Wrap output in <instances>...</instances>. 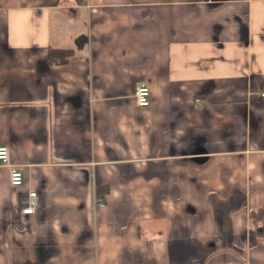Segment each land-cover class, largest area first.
Here are the masks:
<instances>
[{"label": "crops", "instance_id": "0c3cea01", "mask_svg": "<svg viewBox=\"0 0 264 264\" xmlns=\"http://www.w3.org/2000/svg\"><path fill=\"white\" fill-rule=\"evenodd\" d=\"M0 145V264H264V0H0Z\"/></svg>", "mask_w": 264, "mask_h": 264}, {"label": "built area", "instance_id": "2783aa9c", "mask_svg": "<svg viewBox=\"0 0 264 264\" xmlns=\"http://www.w3.org/2000/svg\"><path fill=\"white\" fill-rule=\"evenodd\" d=\"M133 98L136 105L146 107L150 104L151 96L146 82L137 80L134 83ZM199 103V99H195ZM9 149L5 145H0V165L8 169V182L11 186L17 187L22 183V172L19 167L9 161ZM38 203V195L34 190L28 191L23 199L20 212L22 214H31L35 210Z\"/></svg>", "mask_w": 264, "mask_h": 264}, {"label": "trees", "instance_id": "16d2710c", "mask_svg": "<svg viewBox=\"0 0 264 264\" xmlns=\"http://www.w3.org/2000/svg\"><path fill=\"white\" fill-rule=\"evenodd\" d=\"M49 56L51 60H65L68 56H71V52L69 50H49Z\"/></svg>", "mask_w": 264, "mask_h": 264}]
</instances>
